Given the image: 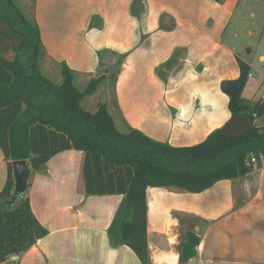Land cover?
Masks as SVG:
<instances>
[{
    "label": "crops",
    "instance_id": "obj_1",
    "mask_svg": "<svg viewBox=\"0 0 264 264\" xmlns=\"http://www.w3.org/2000/svg\"><path fill=\"white\" fill-rule=\"evenodd\" d=\"M35 2L46 59L65 63L85 86L104 76L89 97L95 108L105 106L115 129H136L182 148L202 143L231 118L228 93L240 75L237 61L249 72L253 63L244 57L248 50L235 45L238 30L264 14V0ZM253 35L250 29L247 36ZM258 59L264 63V56ZM107 81L112 92H101ZM82 159L81 151H64L31 175L29 204L48 234L18 264H140L107 236L121 196H85ZM6 178L0 151V191ZM145 196L149 264H180L188 232L200 239L188 264H264L263 163L199 194L151 186Z\"/></svg>",
    "mask_w": 264,
    "mask_h": 264
},
{
    "label": "trees",
    "instance_id": "obj_2",
    "mask_svg": "<svg viewBox=\"0 0 264 264\" xmlns=\"http://www.w3.org/2000/svg\"><path fill=\"white\" fill-rule=\"evenodd\" d=\"M42 50L38 25L13 0H0V151L7 169L0 191V264H18L9 257L23 255L48 234L33 215L27 191L12 207L3 205L13 193L14 161H26L33 175L61 152L81 151L85 196H121L108 238L127 246L140 264H149L147 188L199 194L223 179L251 172V154L264 157V127L255 126L264 115V99L251 103L241 97L250 72L239 59L240 75L228 93L231 118L202 143L182 148L149 139L136 129L120 133L103 104H97L95 113L85 111L81 101L93 95L104 76L80 92L73 85V72L62 63V80L56 85L39 72ZM8 51L14 54L12 60L5 58ZM199 242L194 233L186 234L180 264L196 256Z\"/></svg>",
    "mask_w": 264,
    "mask_h": 264
},
{
    "label": "rangeland",
    "instance_id": "obj_3",
    "mask_svg": "<svg viewBox=\"0 0 264 264\" xmlns=\"http://www.w3.org/2000/svg\"><path fill=\"white\" fill-rule=\"evenodd\" d=\"M13 3L19 10L22 11V13L26 16L28 20L31 21H36L38 20L37 18V9L38 6L36 5L35 0H30V2H26L25 0H13ZM35 4V5H34ZM35 22V24H37ZM39 27V23L37 24ZM253 25V27L251 26ZM237 28L235 23L232 24L231 28L228 30V37L227 41L230 38V34ZM251 29L253 31V38H249L247 36V32ZM238 36L239 38L237 39L235 45H237L238 49H243L246 51V55L244 56L247 58L249 61H252V66L250 67V72H251V77L248 79L247 84L245 85L243 92L241 94V97L249 99L251 103L256 102L258 99L264 97V63L260 62L258 57L260 55L264 56V14L259 15V18L254 20V22H243L241 24V28L238 30ZM232 37L230 38V40ZM45 48L41 51V54L39 55V60H38V69L39 72L44 77H47L51 82L54 84L58 85L62 77H60V66L61 64H56V63H51L49 60L46 59L44 53H45ZM240 53L242 52L239 51ZM14 57L13 52L8 51L5 54V58L8 60H12ZM100 57L102 55L100 54ZM101 60V59H100ZM74 80H73V85L74 87L82 92L85 90L86 86L84 84V81L77 75H73ZM114 80V79H112ZM88 85V84H87ZM101 92L106 90L107 93L112 92V89L109 86L108 81L103 82L100 86ZM104 95V94H103ZM113 96V95H112ZM111 97V96H108ZM98 98V96H97ZM104 98V96H102ZM96 100V99H95ZM95 100L92 97L87 96L85 100L81 102L82 108L89 112V113H94L95 111ZM108 98L100 100V102H107ZM113 101V100H112ZM257 126H264V115L257 118L256 122Z\"/></svg>",
    "mask_w": 264,
    "mask_h": 264
},
{
    "label": "water",
    "instance_id": "obj_4",
    "mask_svg": "<svg viewBox=\"0 0 264 264\" xmlns=\"http://www.w3.org/2000/svg\"><path fill=\"white\" fill-rule=\"evenodd\" d=\"M11 168H13L12 176L14 189L10 198L3 203L6 207H12L14 203L25 194L29 179L32 175L31 168H29L26 161H14L11 163Z\"/></svg>",
    "mask_w": 264,
    "mask_h": 264
},
{
    "label": "built area",
    "instance_id": "obj_5",
    "mask_svg": "<svg viewBox=\"0 0 264 264\" xmlns=\"http://www.w3.org/2000/svg\"><path fill=\"white\" fill-rule=\"evenodd\" d=\"M249 77H251V75H249ZM248 162L250 165H253V166H256L259 164V162L263 163L264 162V157L262 154H258V155H255V154H251L249 157H248ZM20 256L18 255H13L11 257H9L10 259V262L12 263H17L20 261Z\"/></svg>",
    "mask_w": 264,
    "mask_h": 264
}]
</instances>
